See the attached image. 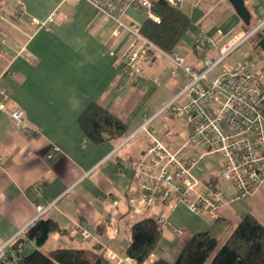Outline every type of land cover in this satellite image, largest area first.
<instances>
[{
    "label": "crops",
    "instance_id": "crops-1",
    "mask_svg": "<svg viewBox=\"0 0 264 264\" xmlns=\"http://www.w3.org/2000/svg\"><path fill=\"white\" fill-rule=\"evenodd\" d=\"M2 4L5 16L0 20V88L4 91L0 93V246L9 243L8 256L13 255L12 239L34 220L37 203L51 204L43 216L52 218L64 230L48 235L42 245L48 251L58 247L82 248L116 264L127 257L125 246L131 225L144 217L162 213L166 223L156 248L141 264L159 257H176L195 232L207 230L221 239L245 214H251L264 227V184L249 197L221 206L217 219L187 213L182 204L135 212L128 196L139 189L135 164L147 146V133L128 150L123 149L125 144L117 147L115 140L95 143L80 129L78 116L88 103L96 102L126 123V133L130 134L176 95L188 76H172L171 59L160 54L164 62L156 64L155 57L146 72L141 71L138 82L132 84L122 75L120 62L130 35L122 30L117 37L112 36L113 22L85 0H23L19 18L12 16L16 8L13 0H3ZM244 4L251 24L264 18V0H244ZM139 10L130 7L126 19L141 23L147 13L140 19ZM180 10L189 17L190 25L175 50L196 71L203 68L205 57L217 55L213 47L194 48L200 32L216 35L220 44L244 30L228 0H187ZM52 13L53 20L43 24ZM235 51L238 56L230 59L231 53L209 77L242 65L258 71L264 82V51L251 38ZM154 71L158 73L153 75ZM169 78L184 84L154 108L147 107L145 101L156 83ZM14 107L24 111L23 125L30 132L13 125L10 110ZM181 125L183 141L177 148L187 134L184 120ZM159 131L158 128V135L166 144L164 131ZM193 149L185 148L187 152ZM210 155L194 171L207 187H212L207 182L212 183L219 165L211 164ZM219 187L228 193L235 191L228 182ZM80 224L88 225L90 239L80 238ZM178 228L183 229L182 235L176 233ZM24 243L25 248L34 247L30 240ZM163 243L167 250L162 248Z\"/></svg>",
    "mask_w": 264,
    "mask_h": 264
},
{
    "label": "built area",
    "instance_id": "built-area-1",
    "mask_svg": "<svg viewBox=\"0 0 264 264\" xmlns=\"http://www.w3.org/2000/svg\"><path fill=\"white\" fill-rule=\"evenodd\" d=\"M85 1L113 22L112 36L117 37L122 30L130 35L129 42L121 52L120 62L122 75L132 84L138 82L141 63L151 50L171 59L172 76H188L187 83L176 95L118 142L117 147L126 144L141 130L149 137L144 152L135 164L139 189L129 194L130 207L139 213L154 207L166 206L171 209L176 204H182L193 213L206 214L215 219L219 217L221 206L247 198L258 190L264 184V82L258 71L242 65L226 69L214 77H209V73L255 32L262 30L264 18L250 29L233 33L220 44H217L216 35L200 32L195 38L194 48L213 47L217 55L215 58L205 57L203 68L196 71L185 64V57L181 53L176 50L162 51L142 36L140 23L123 20L127 10L135 7L145 9L147 17L159 23V16L152 11L154 0ZM165 1L168 6L181 9L187 0ZM14 2L16 8L11 14L19 18L23 0ZM3 16L0 11V20ZM53 17L54 13L43 24L52 21ZM0 93L4 94L1 88ZM161 115L185 119L187 134L182 146L176 150H171L151 125ZM10 116L15 127L31 131L23 125L24 111L21 108H12ZM161 126L166 128L167 124L163 121ZM186 147L194 149L187 152ZM208 154H215L220 159L213 174L214 187L201 184L194 174L204 164ZM222 182L230 183L235 191L228 193L223 190L219 187ZM50 206L37 203L35 218L44 215ZM155 219L161 230L166 217L161 213L155 215ZM77 233L83 240L91 238L87 224H80ZM176 233L182 235L184 231L178 228ZM21 235L23 230L12 240ZM8 244L0 246V262L9 260ZM19 246L25 248V243L21 242ZM11 257L15 259L14 255ZM117 264L137 262L127 256Z\"/></svg>",
    "mask_w": 264,
    "mask_h": 264
},
{
    "label": "trees",
    "instance_id": "trees-1",
    "mask_svg": "<svg viewBox=\"0 0 264 264\" xmlns=\"http://www.w3.org/2000/svg\"><path fill=\"white\" fill-rule=\"evenodd\" d=\"M152 11L159 16V23L146 17L140 23V34L162 51L175 50L188 30L189 17L180 9L168 6L165 0L153 1ZM253 26L251 22L246 25L242 21L243 29ZM262 34L264 32L258 30L251 37L254 45L257 46ZM155 57L156 53L152 50L146 56L151 61ZM78 125L95 143L108 140L119 142L127 135V124L96 102H90L84 107L78 116ZM211 182L207 183L214 187L215 179L212 178ZM55 231L64 230L52 218L38 216L24 228L23 235L11 241L15 259L12 260L9 255V260L0 264H116L104 255L82 248L58 247L44 252L40 246ZM160 234L155 217L135 221L130 227L125 254L141 264L156 248ZM26 240L34 242V247L29 252L19 246ZM149 264H264V227L251 214H245L225 237L220 239L207 230L195 232L173 260L159 257Z\"/></svg>",
    "mask_w": 264,
    "mask_h": 264
},
{
    "label": "rangeland",
    "instance_id": "rangeland-1",
    "mask_svg": "<svg viewBox=\"0 0 264 264\" xmlns=\"http://www.w3.org/2000/svg\"><path fill=\"white\" fill-rule=\"evenodd\" d=\"M3 0H0V11H4L3 9V4H2ZM14 1V0H13ZM15 5V2H14ZM139 18H143L145 16V9H141L139 10ZM3 15L5 16V14L3 13ZM127 16L125 15L123 17L124 21H128V19H126ZM136 22V21H135ZM238 56V51H235L232 53V55L230 56L231 58L237 57ZM162 55H160V53H157L156 56V64L157 63H163L164 60L162 59ZM153 62L150 59H144L141 63V67H142V71L146 72L147 69V65H149L148 63ZM155 64V65H156ZM220 67V66H219ZM153 73V75H155L157 72H151ZM188 80V78H187ZM182 81H178L175 78H169L166 82H164V80H160L158 81L156 84V88L154 90L153 93H151L150 95H148V99L147 101H145L147 107L150 108V106H152L151 108H154L155 106H157L161 101L168 99L174 92V89H179V87L181 86V84L183 85L184 83ZM146 100V98H145ZM145 120V119H144ZM144 120L142 121V123L144 122ZM164 120L167 124V127L164 128H160L161 126V121ZM183 120L185 122V119L183 117H167L164 115H161L159 117H157L152 123L151 125H153L154 127H156L157 129L159 128V133L161 131H164L162 134L165 135V142L167 144V146H169L172 150H175V148H177V146L179 144L182 143L183 139H181V133L184 129V125H181L183 123ZM175 121L178 125H175ZM141 123V124H142ZM171 123V125H170ZM140 124V125H141ZM139 125V126H140ZM145 132L144 131H139L138 133H136V135L134 137H132L124 146V150H128L129 147H134L135 145H138V143L140 142L141 138L143 137V134ZM158 133V132H157ZM162 139V138H161ZM168 139V140H167ZM163 141V140H162ZM208 160L211 161V164H213L214 162L220 163V159L218 156H216L215 154H211L210 156H208ZM182 208V207H181ZM183 209L187 212V213H191L194 214L193 212H191L189 209H187L184 205H183ZM129 234V233H128ZM162 248H164L165 250H167V247H165L164 243L162 244ZM32 249V247H27L24 251L25 252H29ZM42 250L44 251H48V247L47 246H42ZM162 256V255H161ZM170 260H173L175 257H166Z\"/></svg>",
    "mask_w": 264,
    "mask_h": 264
},
{
    "label": "water",
    "instance_id": "water-1",
    "mask_svg": "<svg viewBox=\"0 0 264 264\" xmlns=\"http://www.w3.org/2000/svg\"><path fill=\"white\" fill-rule=\"evenodd\" d=\"M228 2L231 4L234 11L244 22V24L248 25L250 22V13L244 4V0H228ZM257 45L260 47L261 50L264 51V34L259 37Z\"/></svg>",
    "mask_w": 264,
    "mask_h": 264
}]
</instances>
